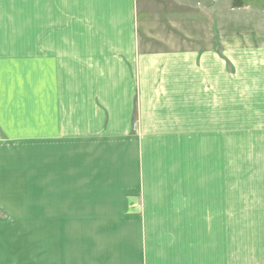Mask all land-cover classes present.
<instances>
[{
	"label": "crops",
	"instance_id": "obj_1",
	"mask_svg": "<svg viewBox=\"0 0 264 264\" xmlns=\"http://www.w3.org/2000/svg\"><path fill=\"white\" fill-rule=\"evenodd\" d=\"M0 264H264V0H0Z\"/></svg>",
	"mask_w": 264,
	"mask_h": 264
},
{
	"label": "rangeland",
	"instance_id": "obj_2",
	"mask_svg": "<svg viewBox=\"0 0 264 264\" xmlns=\"http://www.w3.org/2000/svg\"><path fill=\"white\" fill-rule=\"evenodd\" d=\"M236 144L234 145V143H233V145H232V151L231 152H232V156H233L232 157L233 161L235 158L239 159L241 157H245V158L251 157V155L254 153V150L247 148V145H238V144L236 145ZM187 146H189V145H187ZM193 149L194 150H191V149L185 150L184 151V153H185L184 157H186V158L190 157V156L194 157V154H195V156L200 157L202 159V158H205L207 156V151L203 150V149H205V145H194ZM179 158H181L180 154H179ZM233 168H235V166H233ZM238 223H240V222H238ZM242 224H244V223L241 222V225Z\"/></svg>",
	"mask_w": 264,
	"mask_h": 264
}]
</instances>
